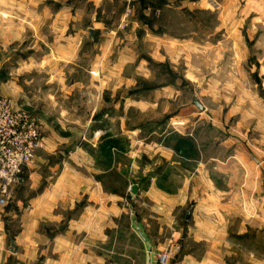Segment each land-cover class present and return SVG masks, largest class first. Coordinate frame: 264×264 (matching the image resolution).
<instances>
[{
	"label": "rangeland",
	"instance_id": "374dc122",
	"mask_svg": "<svg viewBox=\"0 0 264 264\" xmlns=\"http://www.w3.org/2000/svg\"><path fill=\"white\" fill-rule=\"evenodd\" d=\"M235 1L134 0L126 12L127 0H0L14 10V28L0 32V99L36 119L58 158L72 163L81 145L86 174L128 186L124 201L151 243L180 247L167 263L191 248L222 264H264V169L247 158L231 169L232 141L222 143L238 116L231 101L249 106L232 80L231 12L221 22L217 13ZM224 117L229 129H212ZM172 218L176 232L159 234Z\"/></svg>",
	"mask_w": 264,
	"mask_h": 264
},
{
	"label": "crops",
	"instance_id": "0c3cea01",
	"mask_svg": "<svg viewBox=\"0 0 264 264\" xmlns=\"http://www.w3.org/2000/svg\"><path fill=\"white\" fill-rule=\"evenodd\" d=\"M236 1L237 7L230 11L217 9V13L221 22L231 12L230 29L238 49L231 60L236 64L232 80L248 93L249 106L239 110L238 106L246 101L243 103L240 98L231 101L230 113L238 116L231 121V131L225 133L222 140L224 144L228 139L232 141V151H228L224 159L234 169L247 158L248 167L253 163L260 167L257 169L260 172L264 169V0ZM13 15L10 5L0 9V20L8 25L0 27V32L14 28L10 25ZM208 84L213 83L208 80L206 87ZM202 106L200 108L204 109ZM229 121L224 117L211 127L217 131L223 124L227 130ZM93 140L88 142L93 143ZM53 143L44 138L43 147L33 162L23 168L7 204L0 206V264H160L156 255L163 249V243H151L154 239L148 235L149 229L145 230V219L137 216V207L129 211L123 198L128 186L113 191L105 184V174L98 180L91 172L86 174L78 161L80 156H87L80 152H84L83 146L79 145L77 151L72 152L71 157L76 156L78 162L72 159L71 163L69 159L57 157V146ZM149 186L152 194L163 196L155 184ZM143 189L140 187L136 195L141 204L143 200L139 197L144 196ZM150 198L153 207H161L160 198ZM164 202L169 204L170 201ZM174 219L166 221L160 233L158 229L156 232L167 233L169 229L176 232L172 225ZM196 235L200 234L194 233V240ZM164 237L162 241L166 240ZM155 240L160 241L158 236ZM207 253L184 249L167 264H222L211 260Z\"/></svg>",
	"mask_w": 264,
	"mask_h": 264
},
{
	"label": "built area",
	"instance_id": "2783aa9c",
	"mask_svg": "<svg viewBox=\"0 0 264 264\" xmlns=\"http://www.w3.org/2000/svg\"><path fill=\"white\" fill-rule=\"evenodd\" d=\"M126 12L133 8L127 0ZM127 14V13H126ZM44 139L36 119L23 109L12 106L7 98L0 99V206L7 204L14 185L20 179L23 168L31 162L43 147ZM180 249L167 247L156 255L157 262L167 263ZM151 256V253H149Z\"/></svg>",
	"mask_w": 264,
	"mask_h": 264
},
{
	"label": "water",
	"instance_id": "95a60500",
	"mask_svg": "<svg viewBox=\"0 0 264 264\" xmlns=\"http://www.w3.org/2000/svg\"><path fill=\"white\" fill-rule=\"evenodd\" d=\"M191 4H192V3H190V7L192 6ZM89 32H90V36L93 37V33H94V32H93V29H90ZM132 192H133V193H136V192H137V185H136V184L132 185ZM186 218H187V219L190 218V211L187 212V214H186Z\"/></svg>",
	"mask_w": 264,
	"mask_h": 264
},
{
	"label": "trees",
	"instance_id": "16d2710c",
	"mask_svg": "<svg viewBox=\"0 0 264 264\" xmlns=\"http://www.w3.org/2000/svg\"><path fill=\"white\" fill-rule=\"evenodd\" d=\"M185 146L184 144V141L183 142H176L174 145H173V149L175 151H179L181 149V147Z\"/></svg>",
	"mask_w": 264,
	"mask_h": 264
}]
</instances>
